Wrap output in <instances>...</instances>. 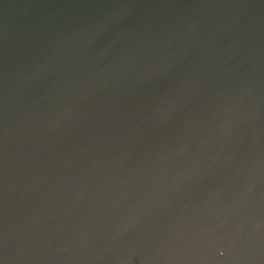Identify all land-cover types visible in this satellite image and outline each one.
<instances>
[{
	"label": "water",
	"instance_id": "obj_1",
	"mask_svg": "<svg viewBox=\"0 0 264 264\" xmlns=\"http://www.w3.org/2000/svg\"><path fill=\"white\" fill-rule=\"evenodd\" d=\"M0 264H264V0H0Z\"/></svg>",
	"mask_w": 264,
	"mask_h": 264
}]
</instances>
